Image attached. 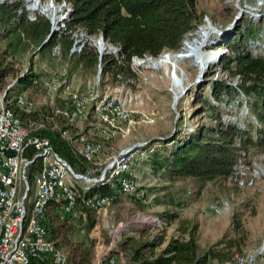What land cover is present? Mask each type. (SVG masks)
Here are the masks:
<instances>
[{"label": "trees", "instance_id": "16d2710c", "mask_svg": "<svg viewBox=\"0 0 264 264\" xmlns=\"http://www.w3.org/2000/svg\"><path fill=\"white\" fill-rule=\"evenodd\" d=\"M71 1L72 9L64 26L51 34V23L45 14L39 13L36 19L30 20L25 12H18L21 0L0 2V90L5 87L8 75L15 76L14 84L4 94L5 105L14 110L25 126L32 119L43 121L44 127L31 132L47 135L54 149L72 168L84 173L87 159L69 138L61 135L54 123L67 129L72 137L87 133L75 134L68 118L55 114L52 105L40 108L35 105L32 112L26 113L15 104L19 93L46 90L45 81L49 75L43 78L40 71L34 70L33 58L37 56V61H44L53 68L65 67L64 75L68 79L73 72L95 74L98 51L93 44L85 43L80 51H70L73 32L83 29L88 35H102L118 46L116 54L104 53L102 56L101 78L108 76V81L123 82L136 74L131 66L133 56L156 57L163 51L179 50L186 35L199 24L201 15L196 8L197 0ZM223 34L216 38V45H225L228 52L222 53L218 62L221 69L236 80L214 78L207 89L201 91L204 84L200 86L195 97L201 103L199 113H205L208 119L185 130L178 122L169 136H159L151 141L147 145L148 157L141 162L152 172L170 179L179 175L202 179L230 176L234 165L249 151H264V13L259 20L243 17L231 28H224ZM57 44L60 53L55 55L52 48ZM27 54H30L29 65L19 73L16 63ZM154 143L158 145L153 146ZM38 168L36 158L28 169L30 180ZM97 193L113 194L104 180L78 184L77 202L86 214V230L96 223V209L85 202ZM118 197L112 195L111 202ZM59 204L51 199L44 211V224L54 238H57L55 222ZM160 215L164 225L178 217L177 212L171 211H163ZM238 226L239 221H236ZM152 229L128 225V232L122 235L111 254L122 252L127 264H213L215 259L220 260L219 263L232 259L233 251L241 248L233 239H221L203 248L197 225L188 226L186 220L178 225V233L168 239L165 226L155 228L154 234H151ZM63 235L70 244L64 264H92L94 239L90 237L73 243L67 233ZM54 242L57 247L61 246L60 241ZM42 261L35 259L31 264H42Z\"/></svg>", "mask_w": 264, "mask_h": 264}, {"label": "rangeland", "instance_id": "374dc122", "mask_svg": "<svg viewBox=\"0 0 264 264\" xmlns=\"http://www.w3.org/2000/svg\"><path fill=\"white\" fill-rule=\"evenodd\" d=\"M196 8L201 15L199 24L186 35L181 48L177 51H163L156 57L149 55L133 58L131 66L135 76L113 83L108 81V76L101 78L98 64L93 75L78 72L71 74L69 79L72 87L84 89L87 83L96 82V88L101 95L131 96L128 107L132 110L134 123L126 134L108 130L90 111L87 112V118L68 122L75 134L86 132L90 137L101 139L102 160H107L124 146H144L159 136H169L178 122V126L185 130L207 120L205 113H199L201 103L195 97L200 86L204 84L201 91L207 89L214 78L236 80V77L232 78L226 70L221 69L218 54L228 52V49L225 45L217 47L216 38L224 35V28H231L245 16L259 20L264 13V0H197ZM205 27L209 28L207 35L202 33ZM197 45L200 46L196 50L198 54L193 51ZM175 56L180 58L175 59ZM162 57H166L167 61L159 64ZM29 58L30 54H27L22 61L16 63L19 73L26 70ZM32 63L34 70L40 71L43 78L55 72L66 71L65 67L53 68L44 61H37V56ZM13 77L15 76L8 75L6 81ZM24 92L34 98L36 108L70 103L67 93L61 90L39 89ZM36 123L32 119L25 127L31 131ZM155 144L158 145L154 143L153 146ZM236 170L245 180L242 185H237L231 176L202 179L194 175H179L170 179L167 175L152 172L143 162L136 160L133 169L136 180L146 186L151 195L147 205L134 196L122 194L106 208L95 211L96 223L89 230H86V214L80 206L76 217L58 209V220L55 222L58 227L57 238L52 236L49 229L50 237L61 242L58 248L65 256L69 254L70 244L63 234L67 233L73 243L92 237V264H108L109 256L115 259L114 264H127L122 252L111 254L117 245L108 255L104 254L112 236L128 232V225L148 226L153 228L151 234L156 232L155 228L165 226L168 239L178 233V225L186 220L188 226L197 225L198 239L203 248L221 239H233L241 247L235 249L233 255H242L246 264H264V151H249L237 162ZM89 182L91 181L84 178L77 179V191L78 184ZM223 199L229 200V207L222 212H214L211 204ZM163 211L177 212L178 217L164 225L165 221L160 215ZM153 217L161 218V222L153 221ZM120 221L127 223L126 228L116 231ZM236 221H239L238 227ZM42 260L44 264H56L50 257ZM219 262L221 261L216 259L212 261Z\"/></svg>", "mask_w": 264, "mask_h": 264}, {"label": "built area", "instance_id": "2783aa9c", "mask_svg": "<svg viewBox=\"0 0 264 264\" xmlns=\"http://www.w3.org/2000/svg\"><path fill=\"white\" fill-rule=\"evenodd\" d=\"M12 0H0V2ZM71 0H21L19 13H26L30 20L36 19L39 13L45 14L51 28L64 26L72 9ZM74 42L71 52L80 51L85 43L93 44L98 51V68L101 72L104 53L118 52V46L102 35H88L83 29L73 32ZM60 46H53L52 53L58 55ZM138 56H133V58ZM22 73V71H21ZM65 72L52 73L45 81L46 90H61L67 93L70 103L54 106L55 114H63L70 123L80 118H87L88 111L97 116L108 130H117L122 134L129 131L134 123L132 110L128 107L130 95H101L97 90L98 83H87L84 89L72 87ZM16 78L6 81L0 91V264H31L35 259L50 257L56 264H64L66 256L50 237L44 224L45 207L49 200L59 201V209L70 216H78L77 179L88 181L104 180L109 183L112 195L129 194L147 205L151 200L146 186L138 183L133 172L137 160L148 157L147 145H127L107 160H102L100 152L102 141L93 139L85 133L72 137L67 129H60L61 135L69 138L77 150L85 156L89 165L86 173L76 172L72 166L56 151L47 135L28 130L20 117L4 103L6 89L11 87ZM15 104L26 113L32 112L35 100L25 92L15 97ZM89 108V110H87ZM43 121L37 122L34 129L44 127ZM78 143V145H76ZM39 160V168L30 181L28 169L34 159ZM237 164L230 175L237 185L245 183L243 176L237 173ZM91 174V175H90ZM110 194H93L86 199V204L97 211L111 203ZM228 199L211 204L214 212L219 213L228 208ZM153 217V221L161 222ZM127 223L119 222L116 231L126 228ZM122 235L112 236L104 254L108 255ZM115 259L108 257V264ZM213 264H246L242 255L235 254L224 263Z\"/></svg>", "mask_w": 264, "mask_h": 264}, {"label": "bare ground", "instance_id": "6f19581e", "mask_svg": "<svg viewBox=\"0 0 264 264\" xmlns=\"http://www.w3.org/2000/svg\"><path fill=\"white\" fill-rule=\"evenodd\" d=\"M208 30H209V28L208 27H205L203 29L202 33L205 34V35H207L208 34ZM199 48H200V46L197 45V46L194 47V50L193 51L197 52V54H198V51H196V50L199 49ZM179 58H180L179 56H175V59H179ZM166 61H167V58L166 57H162L161 59H159L158 63L159 64H162V63H165Z\"/></svg>", "mask_w": 264, "mask_h": 264}, {"label": "water", "instance_id": "95a60500", "mask_svg": "<svg viewBox=\"0 0 264 264\" xmlns=\"http://www.w3.org/2000/svg\"><path fill=\"white\" fill-rule=\"evenodd\" d=\"M52 31H53V29H51V32H50V34L52 33ZM220 54H222V52H220L218 55L220 56Z\"/></svg>", "mask_w": 264, "mask_h": 264}, {"label": "crops", "instance_id": "0c3cea01", "mask_svg": "<svg viewBox=\"0 0 264 264\" xmlns=\"http://www.w3.org/2000/svg\"><path fill=\"white\" fill-rule=\"evenodd\" d=\"M42 264H44V263H42Z\"/></svg>", "mask_w": 264, "mask_h": 264}]
</instances>
